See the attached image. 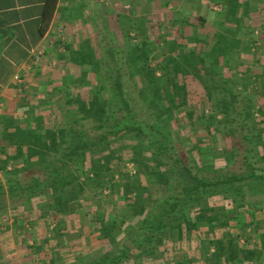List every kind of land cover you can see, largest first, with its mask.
Segmentation results:
<instances>
[{
	"label": "trees",
	"instance_id": "trees-1",
	"mask_svg": "<svg viewBox=\"0 0 264 264\" xmlns=\"http://www.w3.org/2000/svg\"><path fill=\"white\" fill-rule=\"evenodd\" d=\"M58 1L46 0L45 2L40 25L42 35L49 29ZM137 50L140 54H134L132 60L133 64L139 66L143 59L147 60V55L144 54L143 48H138L135 51L137 52ZM112 51L110 66H114L113 69L115 68L119 74L122 72L120 50L113 48ZM114 56L116 57L114 58ZM91 58L93 55L89 54V60ZM105 66L107 67L108 64L106 63ZM106 69L108 70V68ZM113 69L111 71L109 67L104 85L98 90V94L107 91L108 93H105L107 99H100L98 94H93L88 104L76 100V103L79 104L78 112L84 114V119L91 118L93 120L94 134L91 135L85 128L78 126V113H74L69 119L62 116V127L59 124L60 126L55 128L46 129L41 135L25 132V137L21 136L19 144L13 146L15 148L14 154L10 155L7 151L5 152L8 155L7 163L13 161L14 166L15 164L22 165L25 173L24 176L20 174V171L18 174V167H16L12 173L17 177H11L6 182L0 178V210L6 209L9 204L17 205L12 210L24 214L25 209L30 206V201L35 197L43 196L51 199L57 213L63 216L77 215L81 217L85 213L84 207H82L85 185L92 179L88 177L87 180L78 181V184H74V181L79 180L77 172L82 169L83 164L89 162L91 163L90 170L94 171L97 176L98 172L101 174L100 166L94 167L92 158L88 159L89 154L93 153V149L102 145L109 136L116 135L138 142V144L131 145L133 150L131 162L137 164L135 166L136 172L142 171L154 179L158 178L164 184V190L156 196L148 194L144 205L130 204L131 207H134L133 212L130 216L125 214L127 217L121 219L120 223L114 218L117 213L114 205L111 204V210H109L100 203V196H86L93 201L97 198L93 210L87 215L91 224L100 225L101 234L99 238L107 239L111 245H115L120 250H102L95 255L79 256L76 262L72 264H124L130 260L142 261L145 257L158 259L165 255L167 243L171 241L181 243L188 237L189 239L195 238V235L197 237L199 235L198 248L205 264H223V262L232 264V262L239 260V249H237L239 243L236 236H232L228 241L231 251L227 253L224 242H219L220 240H215L208 235H200L202 227L206 226L208 232L212 233L216 227L218 229L228 228L230 220H236L240 228L243 226L242 236L247 238L248 243H250L251 238L255 237L254 235L258 238L257 246L245 248V258L243 259L257 260L258 262L262 260L264 258V232L260 230L262 224L253 218L248 224H244L243 218L239 215L240 209L244 207L247 208V212L251 216L256 212V203L246 200L242 187L244 185L254 186L255 183L264 185V174H258L255 167L253 156L255 147L248 146L245 148L243 157L247 164L246 174L224 175L216 173L213 177H207V172H204V169L192 157L194 153L200 155L201 146L197 143L191 147L189 146L191 140L178 141L173 137L174 131L180 134L184 128H187L184 123H180L182 114H189L190 117V110H186L189 108L187 103L183 100L177 103L181 99V95L178 94L179 90L185 91L184 85H180L176 78H168L167 83L166 80L154 78V70L148 69L147 71L146 66L148 84H154L155 89L153 88V98H150L148 89L144 88L139 93L132 90L133 95L139 100L137 103L142 105L139 110L131 102L133 96L128 97L126 94L127 87L131 89L134 86L132 87L131 83L125 84L120 74L119 76L113 75ZM137 71L143 73V67L139 66ZM170 89L173 90L174 94L169 93ZM159 99L167 101L166 107L157 101ZM145 108L148 110L147 113L153 116L151 123L147 122V116L142 113ZM239 109L237 108L238 112L234 115L235 120L241 118L242 113L239 112ZM221 114L222 119H225L227 124L232 119L234 120V117L231 118L232 115H228V112ZM211 117L216 118L217 116ZM173 121L177 123V128L181 129L180 131L173 127ZM194 127L192 125L190 129L194 131ZM99 132L100 134H98ZM20 140L22 141L20 142ZM25 145L27 147L26 152H24ZM140 147L150 151L152 156L139 158L141 155L139 154ZM234 154L236 155L235 151ZM36 157L38 159L34 160ZM195 159L197 158L195 157ZM227 161H230L229 156ZM35 166L38 169L34 168ZM74 167L77 168L73 171ZM1 169H5V166ZM259 169L262 171L264 167ZM34 175L35 177H33ZM23 177L26 178L23 180ZM113 178L112 175V181ZM103 187L102 191L108 189L109 193L115 189V186L110 182ZM231 190H234V196L230 194ZM217 196L231 199L228 201L235 205L234 216H229V213H233L234 209L226 210L224 204L210 203L213 197ZM238 196L241 199H238ZM126 200L128 199L126 198ZM238 209L239 211H237ZM135 218L138 220L134 225L128 224V219L133 221ZM18 222L20 220L17 219L15 224ZM94 229L97 230L98 228L92 226L90 233H93ZM117 230H126V238L122 243L121 241L117 242ZM262 230L264 231V229ZM208 237L211 238L210 241L207 239ZM128 242H131L135 249H130L127 246ZM211 247L215 248L212 253L210 252ZM244 252H241L242 256ZM186 262H188V256L184 254L176 264H185Z\"/></svg>",
	"mask_w": 264,
	"mask_h": 264
},
{
	"label": "rangeland",
	"instance_id": "rangeland-1",
	"mask_svg": "<svg viewBox=\"0 0 264 264\" xmlns=\"http://www.w3.org/2000/svg\"><path fill=\"white\" fill-rule=\"evenodd\" d=\"M232 3L235 5L234 1H232ZM257 3L261 9H264V0H261ZM124 18L125 17H119L115 20V22L113 21V24L117 30L121 29L122 26L127 23ZM251 18H249L251 21L248 22V20L245 22V25L244 22H242V24H237L236 20H232L231 22L229 21L227 25L228 30L225 33H227L228 36H231V38L227 36V49L229 50L224 52L220 50L219 41L212 40L210 42L209 40H201L198 42V40L195 38V34L190 35L189 40L183 38L182 42L180 40H176L171 42V46H169L171 44L169 43L168 46L164 45L159 47L157 42V32L156 34L154 33L155 37H153L151 41L144 44L143 49L145 50L144 54L147 55V60L143 59L139 63V66L143 67V71L145 73L138 72L137 69H139V66L133 64L132 58H134V54L140 53L138 50L137 52L135 51L136 49L133 47L135 46L134 44H130L128 35L125 33L123 34L122 32V36H124L122 37L121 47L116 40L118 39V36L110 31V27L114 26L112 22L109 19L100 20V22L97 24L99 28V31L97 30L98 34L96 33V35L93 37V44L97 51V57L91 58L92 60L90 59L93 63V66L90 65L87 67L90 69H88V71H84L85 73H89L91 76H93V80H91L93 82H86L83 84L82 88H90L93 94H98V90L104 85V79L107 76L106 74L109 71V67L111 71L114 67L110 66V60L113 56L112 49H119L120 61L122 64V72L120 71L121 73L119 74L122 76L125 84L131 83L132 87L134 86L131 89L127 87L128 91L126 94L128 97L133 96L131 102H133V104L136 105L139 110L142 108V105L137 103L139 100L133 95L132 92L135 91L139 93L145 88L146 90H149L150 98H153L154 94V84H150L151 86L148 84V74L146 73L148 69L154 70V78H159L162 81H164L166 78H176L180 85H184L185 91L179 90L178 94L181 95V99L177 103H180L182 100L187 103L186 105L189 108H186V110H190L191 118L189 117V114H182V121H180V123H184L187 128H184L180 134L174 131L175 133L173 132V137L178 141H183L186 139L191 140L192 142L189 144L191 147L197 143L201 146L202 152H200V155L198 153H194L195 155L193 154L192 157L193 160L202 169H204V172H207V177H213L216 173H222L224 175L246 174L247 164L245 163L246 161H244L243 155L245 154V148L248 146L255 147L253 156L257 173L264 174V170L261 171L259 169L264 167V56L262 53H252L249 46L246 45L249 43V40L252 36L251 31L255 26L254 24H264V21L260 22V18ZM216 20H219V16H217ZM240 25L243 26L242 29H238ZM235 31H237V36L235 35ZM263 32L264 30H258V34L260 36L264 34ZM131 36L132 35H130V37ZM134 36L132 37L133 40H137V35ZM103 38L105 41L102 40ZM220 38L226 39L222 35L219 37V39ZM222 39L220 40L223 41ZM139 42L140 41L135 44H138ZM193 42H198V44L201 42L202 44H199L201 48L197 49L191 46ZM214 45H216L215 48L213 47ZM88 51H90V49ZM87 57L89 59V54H87ZM115 57L116 56H114V58ZM172 58L173 60H171ZM58 61L59 60H57L55 57L51 61V66L48 67L50 69H55V67H57ZM104 62L108 64L107 67L105 66L106 63ZM146 66L147 71L145 69ZM106 68H108V70ZM182 68L183 70L180 71ZM239 71H242L245 77L239 78ZM93 72L95 74H93ZM115 74L119 76L114 68L113 75ZM85 76L88 75L85 74ZM24 78H26L25 74L22 80ZM81 92L86 95L84 90H81ZM82 93L81 95L79 94V96L75 99L67 100L66 107H62L61 115L66 117V119H69L71 118L72 114L78 113V126L85 128L87 132L92 135L95 133L93 131V120L91 118L84 119V114L78 112L79 104L76 103V100L84 101L86 104H88V101L91 99L87 98L86 96H82ZM105 93L107 94L108 92L102 91L100 94H98L100 99L108 98ZM169 93L174 94L173 90L171 89ZM157 101L160 102L163 107H166L167 101L161 99ZM237 108L241 109H239V112L241 111L242 113L240 120L238 118L235 120L234 117V115L238 112ZM147 111L148 110L145 108V110L143 109L142 113L147 116V122L151 123V121H153V116H150ZM222 112H228V115L231 114V118L234 117V120L232 119V121L227 124V121L222 119ZM214 115L217 116V119L211 117ZM196 117H199V120ZM17 124L19 123H15L14 125L16 126ZM172 124L175 129L179 131L181 130L177 128V123L175 121H173ZM192 125L195 126L194 131L190 129V126ZM0 128H2V126ZM16 129L21 128L16 126ZM21 130L18 131L20 132ZM21 134H23L25 137V133ZM98 134H100V132ZM1 136L2 135H0V139ZM134 144H138V142L129 138H121L116 135L109 136L104 140L102 145L98 146L96 149H93V153H90L88 157V159L92 158L91 160L94 162V167L100 166L101 174L98 172V176L95 175L94 171L92 172V170H90L91 168H89L91 164L89 162L83 164L80 171H76L79 180L74 181V184H78V181L80 182L85 179L87 180L88 177L92 179L85 185L86 190L83 193L84 200H82L84 202L82 207H84L85 213L80 217L81 222L89 221L87 213L93 210L92 208L95 205L94 202L97 201V198H95L93 201L86 196H100V203L103 205V207L109 208V210H111V204L114 205V208L117 212L114 218L119 220L118 223H120L121 219H123L125 216L127 217V215L130 216L133 212L132 210L134 207H131L130 204L135 203L144 205L146 203L148 194H153L156 196L157 194L162 193L164 190V184L159 181L158 178L154 179L152 176L147 175L142 171L140 173L136 172L137 170L135 166L137 164L135 165L134 162H131L133 157L131 145ZM140 150V152L138 150L139 154H141L139 158H143V156H152L150 151H146L145 148L140 147ZM234 151L236 152V155L234 154ZM228 156L230 157V161H227ZM195 157L197 159H195ZM6 160L7 158H0V174L4 182H6V180L11 177H17L12 173L13 169L16 167H18V174L20 171V174H23L24 176L25 170L23 169L22 165L15 164L14 166L13 161H9V163H7L8 160ZM3 166H5V169H1ZM34 168L38 169L36 166ZM76 168L77 167H74L73 171ZM112 175L114 176L113 181ZM20 177L21 175L18 178L20 179ZM33 177H35V175ZM25 178L26 177H23V180ZM108 182L115 186V189L112 193H109L108 189L102 191L104 189L103 186H107ZM242 191L246 196L247 201L251 200L252 203H256V212L253 214V216H251L247 212V208L244 207L240 209V213L238 212L239 215L241 218H243L244 224H248L252 218L255 221L260 222L262 224L260 230L261 232H264L262 230L264 229V185L262 183H255L254 186L244 185L242 187ZM230 194L234 196V190H231ZM126 198L128 200H126ZM237 198L241 199L240 196ZM228 200L231 199L217 196L213 197V200L210 201V203H218L219 205L224 204L226 210H233L235 205L234 203H229ZM30 202V206L27 208L28 210L25 209L24 213L27 214V212L32 211V213L35 214L34 220L39 221L42 224L41 227H39L40 233L41 231L45 232L43 231L45 228H47V235L49 233L52 236H60L66 231V229L70 232L69 224L73 223L74 220L71 218L67 219L69 220V224L67 225V220H62L61 214L57 213V210H55V205L51 199L38 196ZM14 207H17V205H14ZM7 208L0 210L1 220L6 217V214H10L11 209L9 210ZM237 211H239V209ZM235 212L236 211L234 209V212L229 213V216H234ZM18 213L22 214L20 211H18ZM58 217L60 218L59 221H57ZM52 218L56 222V226L50 228V225L46 223L48 219ZM131 219H128V224L134 225L138 220L137 218H135L133 221ZM229 222L228 228L232 229V227H235L237 231H234L232 234H243V226L240 228V225L236 220H230ZM7 226L8 228H6L4 231L5 234L10 233L13 237H15L16 233L20 236L21 234L25 235L26 237L28 235L29 231L24 232L23 228L21 231L13 228L14 231H12L10 225L8 224ZM92 226L98 228L97 230L94 229V232L92 233L98 234L93 238L94 240H92L91 236L89 235L87 237L83 236L90 232ZM99 228L100 225H93L89 221L81 229V240L83 238H90L84 240L83 251L85 252L82 254V256L95 255L102 250H120V248L116 247L115 245H111L107 239L99 238L101 234ZM123 228L125 227L123 226ZM216 229L218 230L217 227ZM35 230L39 231L38 229ZM125 231H116L117 242H124L126 238ZM215 231L216 230H214V232ZM254 236L255 237L251 238L250 240L252 241L253 239H257L256 241H258L256 235ZM47 241L48 237L46 240L42 241L40 245L42 247L47 245L49 248L50 245H48L49 242ZM127 246L130 249H135L131 242H128ZM225 248L227 253L231 251L230 244H227ZM245 248L246 246L240 243V245L237 246V249H239L238 253L240 250L241 252H244ZM56 250L57 248L54 250V252H56ZM244 255L245 252L243 253L242 258H245ZM71 256L77 257L78 255L74 251L73 255L71 254ZM147 259H149V257H147ZM144 260H146V257L142 261H134V264H145L146 261ZM241 262L245 261L239 259L237 262H232V264H244ZM252 264H257V260H252Z\"/></svg>",
	"mask_w": 264,
	"mask_h": 264
},
{
	"label": "crops",
	"instance_id": "crops-1",
	"mask_svg": "<svg viewBox=\"0 0 264 264\" xmlns=\"http://www.w3.org/2000/svg\"><path fill=\"white\" fill-rule=\"evenodd\" d=\"M260 1L59 0L49 29L42 35L40 25L46 0H0V127L2 126L0 128V135H2L0 158H7L6 151L10 155L14 154L13 146L19 144V138L23 136L21 133L30 132L41 135L46 129L60 125L62 127V107H66L67 100L81 95V90L86 92V95L82 93V96L92 97V90L82 86L86 82H93L91 81L93 76L84 71H88L90 68L87 67L90 65L93 66L87 54L97 57L93 37L96 33L98 34L97 24L100 20L109 19L113 24L117 18L125 17L124 20L127 23L121 29L117 30L114 24L110 27V31L118 36L116 40L120 46L124 36L122 32L128 35L130 44H134L135 49L144 48V44L151 41L156 32L159 47L168 46L176 40L182 42L183 38L189 40L190 35L195 34L198 42L219 41L220 50L224 52L229 50L227 38H231L225 33L228 30L229 21L236 20L237 24L244 22V25L251 17L260 18V22L264 21V9H261L257 3ZM217 16H219L218 21ZM254 25L251 31L252 36L246 45L252 53H262L264 56V34L261 36L258 34V30H264V24ZM242 27L240 25L238 29ZM236 34L237 31H235ZM134 35H137V40H133ZM221 35L226 39L220 38L223 40L221 41L219 39ZM102 40L105 41L104 38ZM138 41L140 42L135 44ZM198 42H193L191 46L200 49L202 43L200 42L199 45ZM171 45L172 43L169 46ZM216 45L213 47L215 48ZM55 57L59 60L57 67L50 69L48 66H51V61ZM239 72V78L245 77L242 71ZM24 74L26 78L22 80ZM15 123H19L16 126L22 130L16 129ZM24 148L26 152V145ZM37 159L38 157L34 160ZM0 178L2 179L1 174ZM13 208L14 206L10 205L7 208L11 209L10 214L0 219V264H72L85 252L83 251L84 240L90 238L81 240L80 233L89 221L81 222L77 215H61L62 220L70 218L74 220L71 224L67 220L70 232L66 229L60 236H52L49 233L47 235V228L43 230L45 232L40 233L39 227L42 224L34 220L35 214L32 211L27 212L28 215L19 214L17 210L12 211ZM17 219L20 222L15 224ZM59 219L58 217L57 221ZM55 223L52 218L48 219L46 224L53 228L56 226ZM8 224L12 231L14 229L21 231L22 228L24 232L29 231L27 237L17 233L15 237L10 233L5 234ZM201 230V236L213 237L215 240H220L219 242H224L225 246L232 236H238L236 238L239 245L241 243L246 248L258 245L257 239L250 240L251 242L248 243L246 237L232 234L234 231L237 232L235 227L216 229L212 233L208 232L206 226ZM88 235L94 240L93 238L98 234L88 232L83 236ZM47 237L49 248L47 245L44 247L40 245ZM209 237L207 239L210 241ZM198 240L199 235L198 237L195 235V238L188 237L181 243L171 241L166 245L165 255L158 259L146 258L145 264H176L184 254L188 256V262L185 264H205L198 248ZM214 250L215 248L211 247L210 252ZM74 251L77 257L71 256ZM242 257L240 250L238 258L246 262L241 263L252 264V260H245ZM263 262L264 258L257 261V264H263ZM134 263L130 260L124 264ZM223 264L226 263L223 262Z\"/></svg>",
	"mask_w": 264,
	"mask_h": 264
},
{
	"label": "built area",
	"instance_id": "built-area-1",
	"mask_svg": "<svg viewBox=\"0 0 264 264\" xmlns=\"http://www.w3.org/2000/svg\"><path fill=\"white\" fill-rule=\"evenodd\" d=\"M263 264H264V262H263Z\"/></svg>",
	"mask_w": 264,
	"mask_h": 264
}]
</instances>
